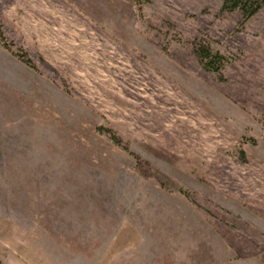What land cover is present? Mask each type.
Instances as JSON below:
<instances>
[{"label": "rangeland", "instance_id": "374dc122", "mask_svg": "<svg viewBox=\"0 0 264 264\" xmlns=\"http://www.w3.org/2000/svg\"><path fill=\"white\" fill-rule=\"evenodd\" d=\"M223 1L0 0L1 264H264V6Z\"/></svg>", "mask_w": 264, "mask_h": 264}, {"label": "trees", "instance_id": "16d2710c", "mask_svg": "<svg viewBox=\"0 0 264 264\" xmlns=\"http://www.w3.org/2000/svg\"><path fill=\"white\" fill-rule=\"evenodd\" d=\"M138 3L149 2L151 0H137ZM264 6V0H224L222 4L223 10H240L243 18H248L254 15L257 11ZM1 34V29H0ZM202 55L208 57V61L204 62V66L209 67L212 63L220 60V55L217 52H212L210 48L202 50ZM221 61V60H220ZM114 141H117L114 139ZM1 264V263H0Z\"/></svg>", "mask_w": 264, "mask_h": 264}]
</instances>
